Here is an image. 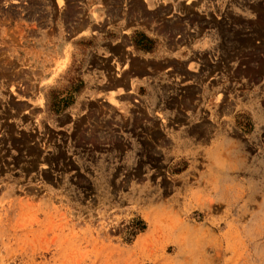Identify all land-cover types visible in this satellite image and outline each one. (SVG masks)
Here are the masks:
<instances>
[{
	"label": "rangeland",
	"instance_id": "1",
	"mask_svg": "<svg viewBox=\"0 0 264 264\" xmlns=\"http://www.w3.org/2000/svg\"><path fill=\"white\" fill-rule=\"evenodd\" d=\"M105 1L144 25L172 8L175 44L215 34L217 99L164 87V112L141 88L71 115L77 68L52 52L88 1L0 0V264H264V0Z\"/></svg>",
	"mask_w": 264,
	"mask_h": 264
},
{
	"label": "crops",
	"instance_id": "2",
	"mask_svg": "<svg viewBox=\"0 0 264 264\" xmlns=\"http://www.w3.org/2000/svg\"><path fill=\"white\" fill-rule=\"evenodd\" d=\"M87 1V21L57 22L52 52L57 60L69 57V66L77 68L72 81L79 89L73 92L76 105L71 107V115L72 112H85L88 103L97 99L110 103L113 110L120 112L129 107L134 94L141 88L148 89L152 103H156V108L162 106L164 112H172L170 102H163L161 98L157 101L158 91L164 87L183 90L198 86L206 101L217 99L226 75L218 72L222 69L221 62L209 59L210 54L218 53L215 34L195 29L189 32L185 44H175L177 36L163 28L170 21L166 17L172 8L166 11L165 23L144 25L141 18L116 12L105 0ZM144 1L150 11L172 6L175 2ZM182 1L189 0H179L177 4L181 5ZM207 1L204 3L210 2ZM137 60L142 64H137ZM112 99L123 102V107L112 103ZM84 105L86 110H82Z\"/></svg>",
	"mask_w": 264,
	"mask_h": 264
},
{
	"label": "trees",
	"instance_id": "3",
	"mask_svg": "<svg viewBox=\"0 0 264 264\" xmlns=\"http://www.w3.org/2000/svg\"><path fill=\"white\" fill-rule=\"evenodd\" d=\"M127 229L130 230L129 236H131L135 235L137 231L145 229V225L143 221L132 222L131 224H129V226H127Z\"/></svg>",
	"mask_w": 264,
	"mask_h": 264
}]
</instances>
